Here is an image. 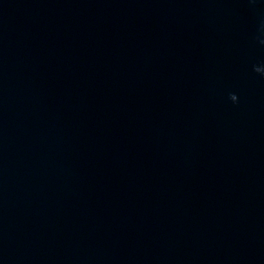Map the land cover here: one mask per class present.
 <instances>
[{
	"label": "water",
	"instance_id": "95a60500",
	"mask_svg": "<svg viewBox=\"0 0 264 264\" xmlns=\"http://www.w3.org/2000/svg\"><path fill=\"white\" fill-rule=\"evenodd\" d=\"M0 264H264V0H0Z\"/></svg>",
	"mask_w": 264,
	"mask_h": 264
},
{
	"label": "clouds",
	"instance_id": "9594fccd",
	"mask_svg": "<svg viewBox=\"0 0 264 264\" xmlns=\"http://www.w3.org/2000/svg\"><path fill=\"white\" fill-rule=\"evenodd\" d=\"M255 70L256 71H261V69H259V68H256ZM230 99L235 102V101H237V96L235 94H231L230 95Z\"/></svg>",
	"mask_w": 264,
	"mask_h": 264
}]
</instances>
